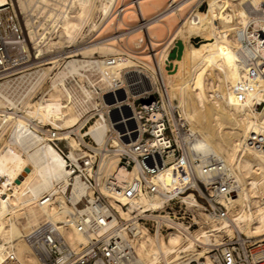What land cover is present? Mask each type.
<instances>
[{"label": "bare ground", "instance_id": "6f19581e", "mask_svg": "<svg viewBox=\"0 0 264 264\" xmlns=\"http://www.w3.org/2000/svg\"><path fill=\"white\" fill-rule=\"evenodd\" d=\"M202 1L206 5L200 9L197 4ZM14 3L28 38L23 48L27 53L32 49L33 55L0 77L7 78L0 80V264H7L10 256L14 261L9 264H42L41 251L29 246L24 236L45 222L55 224L72 249L87 244L88 237L71 212L89 211L84 198L89 199L92 190L78 175L68 178L64 157L54 144L67 147L68 158L77 163L86 154L79 145L84 134L98 148L109 142L102 106L152 89L176 104L178 116L187 123L184 140L193 162L200 160L194 163L197 174L207 157L218 158L238 189L228 218L165 234L139 229L131 240L138 264H190L189 258L203 256L205 264H211L207 245L221 243L224 234L231 237L237 231L253 240L264 239V154L243 147L249 132L264 129V83L249 79L246 50L239 38V30L250 19L253 29L264 32V0H130L121 5L119 0H0V6L14 8ZM113 15V35L68 50L84 35L85 26L87 32L98 29V35L107 34ZM130 24L136 27L127 32ZM139 32L132 47H124L127 38ZM185 33H205V38L199 47L191 44L182 60L173 59L177 71L167 74L166 42ZM251 40L260 50L255 34ZM96 50L103 55L93 56ZM46 56L50 57L42 62ZM183 69L188 77L173 83ZM14 70L18 71L11 73ZM157 70L161 90L155 86ZM16 73L20 74L10 77ZM117 161L108 156L101 167L121 186L136 169L129 171ZM100 190L107 193L103 185ZM113 198L110 203L124 216L118 204L124 198L118 193ZM141 203L148 204L145 199ZM115 220L113 214L102 221L111 226ZM106 226L95 228L92 235L101 234Z\"/></svg>", "mask_w": 264, "mask_h": 264}, {"label": "built area", "instance_id": "2783aa9c", "mask_svg": "<svg viewBox=\"0 0 264 264\" xmlns=\"http://www.w3.org/2000/svg\"><path fill=\"white\" fill-rule=\"evenodd\" d=\"M253 20L239 30V38L246 50L249 79H261L264 83V53L261 51L264 32L253 29ZM262 21L264 23V16ZM253 34L259 39L260 50L251 40ZM26 37L13 5L0 6V77L26 57L31 58V52L23 48V44L27 46ZM156 93L157 97L149 102L141 101L149 98L150 92H147L135 97L130 94L119 103L102 106L110 128L107 131L109 142L98 148L93 138L84 134L79 145L86 154L77 163L68 158L66 148L54 144L64 157L70 172L68 178L78 175L92 190L91 197L84 198L89 211L81 208L71 212L88 241L84 247L74 250L55 224L42 223L24 236L29 246L41 251L42 264H138L131 240L139 229L165 234L176 228L198 229L211 220L228 218L237 182L229 175L224 162L212 156L199 164L197 174L194 163L200 160L193 162L184 140L188 136L187 123L178 116L176 104L163 100L158 90ZM236 98L240 100L241 95ZM136 99L140 101L135 103ZM71 135L78 138L74 133ZM243 147L264 154V129L249 132ZM111 155L127 170L136 169L135 175L121 186L114 184L111 175L102 172V161ZM100 185L107 193L100 190ZM114 193L124 198L118 203L124 216L110 203ZM143 199L147 205L141 203ZM132 201L138 202L137 205L131 204ZM113 214L114 224L106 226L103 218L109 221ZM99 226L106 228L101 234L92 235ZM220 241L207 245L205 254L211 264H264V239L253 240L235 231L231 237L224 234ZM13 261L10 256L6 262ZM204 261V256L189 258L190 264H205Z\"/></svg>", "mask_w": 264, "mask_h": 264}, {"label": "rangeland", "instance_id": "374dc122", "mask_svg": "<svg viewBox=\"0 0 264 264\" xmlns=\"http://www.w3.org/2000/svg\"><path fill=\"white\" fill-rule=\"evenodd\" d=\"M130 0H119V5H121V4H125V3H128ZM197 2V1H196ZM121 3V4H120ZM195 2H193V4H194ZM192 3L190 4V5H188V7L186 8V10L188 9V8H190V6H192L193 5ZM197 5H201L199 8L200 9H203L204 7H205V2H199ZM14 10H15V12H16V15H17V17H18V20L20 21V24H21V26L24 28V25H23V15L21 14V13H19V10L17 9V6H16V4L14 3ZM115 15H113L112 17H111V20H110V28H108V31H107V34H100V35H98V29H96V30H92L91 32H87V26H85V27H83V33H84V35H82V36H80V37H77L76 38V42H75V44L74 43H70V45H69V48H68V50H72L73 48H78V47H82V46H84V45H87V44H90V43H95V42H97V41H100V40H102V39H104L105 37H110V35H113L112 33H113V22L115 21L114 19H115V17H114ZM112 19H113V21H112ZM95 20H97L96 18H95ZM133 24H130L128 27H129V29L128 30H126L127 32L129 31V30H132L134 27H136V26H132ZM125 27H127V26H125ZM124 27V28H125ZM172 30L173 29H170V32H169V34L170 33H172ZM142 31L144 32V37L146 36V43L147 44H149L148 42H149V37H148V35H147V32H146V29H145V27H143L142 28ZM141 34V32H139V33H137V34H134V35H132V36H130L129 38H127V43H126V45L124 44V47H126V48H131L132 47V41L133 40H135V38L137 37H139V35ZM186 34V33H185ZM126 37V36H125ZM179 37V38H178ZM187 37V38H186ZM136 38V39H137ZM157 38H159V37H157ZM205 38V33L204 34H201V33H190V34H186L184 37L182 36H179V35H177V36H175L171 41H169V42H166V52H167V58H168V61L166 60L165 61V64H164V66H163V69H164V72L165 73H167V74H170V75H172L173 73H176V71H177V69H176V66L171 62V61H173V59H178V60H182L183 58H185V53H186V50H187V48L192 44L193 46H195V47H199L201 44H202V42H203V39ZM123 39V38H122ZM148 39V40H147ZM132 40V41H131ZM26 41H28V38L26 37ZM129 41H130V43H129ZM28 44H29V42H28ZM143 43L141 42L140 43V46L142 45ZM75 45V46H74ZM170 45V46H169ZM30 47H31V44L29 45ZM119 46V45H118ZM120 47V46H119ZM30 52H31V55H33V50L32 49H30ZM62 53V52H61ZM93 56H98V55H103V54H100L97 50L95 51V53H93L92 54ZM109 55V54H108ZM48 57H50V56H46L45 58H43L42 59V62L43 61H45L44 59H46V58H48ZM100 58H103V57H100ZM35 61H37V60H35ZM34 61V62H35ZM33 61H31L30 63H32ZM39 63V62H38ZM38 63H36V64H38ZM139 65H142V64H140L139 63ZM35 68V67H34ZM34 68H31V69H29L28 71H30V70H32V69H34ZM140 69H142V67H139ZM19 70H22V68L21 69H19ZM16 71H18V70H14V71H12L11 73H14V72H16ZM149 72H151V71H149ZM10 73V74H11ZM20 73H22V72H20ZM20 73H16V74H13V75H11L10 77H14V76H17V75H19ZM155 76H156V78H158V80L159 81H157L156 83H155V86H158L159 88H160V90H161V88H162V79H161V73L159 72V70H157V73H155ZM174 76H175V74H174ZM9 77V78H10ZM188 77V72L186 71V69H183L182 70V74H181V77L179 78V77H173V83H177V82H180L182 79H186ZM5 79H7V78H1L0 80L1 81H3V80H5ZM160 82V83H159ZM44 86H46V84L44 85ZM150 92V95H149V98L148 99H142L141 101H144V102H149V101H152L155 97H157V93H156V89H152V91H149ZM138 101H140V99H136V101H135V103H137ZM174 102H177V99L176 98H174ZM93 120V118L90 120V122H89V124L91 123V121ZM45 128L46 127H48L47 125H45L44 126ZM66 149H67V147H66Z\"/></svg>", "mask_w": 264, "mask_h": 264}]
</instances>
